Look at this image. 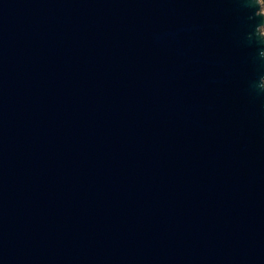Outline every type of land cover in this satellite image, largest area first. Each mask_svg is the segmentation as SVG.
I'll list each match as a JSON object with an SVG mask.
<instances>
[{"label": "water", "instance_id": "obj_1", "mask_svg": "<svg viewBox=\"0 0 264 264\" xmlns=\"http://www.w3.org/2000/svg\"><path fill=\"white\" fill-rule=\"evenodd\" d=\"M259 0H0V264H264Z\"/></svg>", "mask_w": 264, "mask_h": 264}, {"label": "rangeland", "instance_id": "obj_2", "mask_svg": "<svg viewBox=\"0 0 264 264\" xmlns=\"http://www.w3.org/2000/svg\"><path fill=\"white\" fill-rule=\"evenodd\" d=\"M260 10L264 13V0H259ZM262 33L264 34V26L262 27Z\"/></svg>", "mask_w": 264, "mask_h": 264}, {"label": "clouds", "instance_id": "obj_3", "mask_svg": "<svg viewBox=\"0 0 264 264\" xmlns=\"http://www.w3.org/2000/svg\"><path fill=\"white\" fill-rule=\"evenodd\" d=\"M261 56H262V58H264V53H261ZM262 80H264V79H262Z\"/></svg>", "mask_w": 264, "mask_h": 264}]
</instances>
